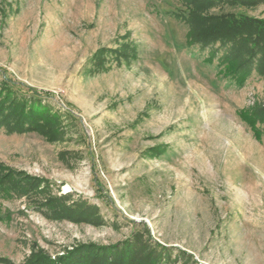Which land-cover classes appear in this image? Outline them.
I'll return each instance as SVG.
<instances>
[{"label":"rangeland","instance_id":"374dc122","mask_svg":"<svg viewBox=\"0 0 264 264\" xmlns=\"http://www.w3.org/2000/svg\"><path fill=\"white\" fill-rule=\"evenodd\" d=\"M185 1L0 0V100L61 118L55 142L0 131V165L50 186L0 195V260L140 239L158 264H264V77L219 73L231 44L188 46ZM201 1L205 23L264 22V0Z\"/></svg>","mask_w":264,"mask_h":264},{"label":"trees","instance_id":"16d2710c","mask_svg":"<svg viewBox=\"0 0 264 264\" xmlns=\"http://www.w3.org/2000/svg\"><path fill=\"white\" fill-rule=\"evenodd\" d=\"M185 2L187 13L180 15L179 18L190 26L188 46L219 43L221 47H226L231 44L230 50L219 57V73L233 77L237 84H242L252 73L253 65L257 64V73L264 77V22L260 25L258 23L257 29L253 28L254 31L251 26L256 24L255 21L246 17L227 16L215 25L205 23L200 17V6L204 2L201 0ZM243 50H246V55L243 54ZM215 57H218L217 51H213L210 61L213 62ZM4 90L6 95L0 100V131L35 132L43 135L48 142L58 140L60 115L52 111L50 106L44 105L41 95L36 92L31 97L21 95L11 87ZM240 116L248 122L249 117H246V114L241 113ZM250 124L253 127L256 125L255 121ZM49 189L48 182L43 179L0 165V195L18 194L22 197L45 193ZM42 207L54 210L61 216L83 211L81 208L66 209L58 199L52 197L42 203L40 208ZM0 261L13 264L7 259ZM26 264H158V259L139 239L137 242H127L122 248L82 245L55 260L45 255L42 250H38L32 253Z\"/></svg>","mask_w":264,"mask_h":264}]
</instances>
